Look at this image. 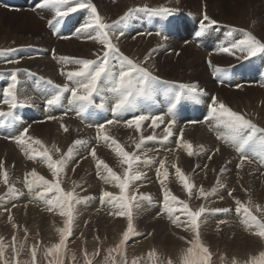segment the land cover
<instances>
[{
    "label": "bare ground",
    "instance_id": "1",
    "mask_svg": "<svg viewBox=\"0 0 264 264\" xmlns=\"http://www.w3.org/2000/svg\"><path fill=\"white\" fill-rule=\"evenodd\" d=\"M109 1L108 2L106 1L104 5L97 4L100 15L105 20V22L109 24L117 20L128 9L134 8V7L147 6L149 8H158V7L163 6V7H168L170 9H173L174 11L181 10L180 8H175L173 6V2H177V0H172L171 3H168V0H118L116 4L112 3L116 0H109ZM146 2H150V4H146ZM164 3H167V6ZM35 12L37 13L39 12L38 15L36 14L30 15V13L28 14L29 16L28 20H31V21L29 22L30 23L29 26L26 25L27 29L37 30V28H39L41 23L43 22L42 19L48 18L44 16L47 14V9L33 11V13ZM203 12H204V9L203 11L199 12L194 17L196 22L199 23L202 20ZM210 14H211V11H210ZM139 15H141V13L138 14V18H139ZM244 16L245 18L244 20L241 19L240 25H233V24L225 23L219 20H216V21H218L219 24L221 25L236 27L235 30L237 33H234L230 27L227 33L231 31L233 35H236L239 39L244 38L245 33L251 32L255 37L259 38V40L262 43H264V31H263L264 30V16L256 17V15H254L251 9H249V12L245 14ZM170 18L171 19L174 18V12ZM184 24L187 25L186 27L188 28L187 29L188 32L190 31L191 28H193L186 22H184ZM135 27L136 29H134L129 34H131V36L136 37L134 39H137V40L140 39L138 42L142 44V46L139 45L141 46V49L138 50L134 46L130 47L129 45H126L125 42H122L119 39L118 40L114 39V42L119 47L121 53L133 59L137 63H143L146 57L145 54L149 52V50H152L155 47H157L158 45L156 44L154 37H153V35L155 34L148 32L147 34L145 33L146 34L145 35L143 34L142 26L138 24ZM149 27H150L149 25H146L145 31L150 30ZM211 33H214V31H209L207 35L203 36L197 42H195L191 38V37H194V35L196 34L195 28L191 34V37L190 35H187L184 29L182 28L179 29L177 34L175 33V35L173 36L174 41L179 39V41H181L185 46L189 47V48L187 47H184V48L189 49L191 52L194 51L195 53L193 52V56L198 58V61H199L198 66L194 65L193 63H190L188 65L189 67L188 70L191 68L190 70L191 74L193 75L199 74V72L203 68V65H204L203 62L204 61L206 62V60L207 61L210 60L211 63L218 60L222 62V64H219L216 61V63L219 65L231 66L233 64V67H238V68H243L244 66H247L246 69L251 71V75L249 76V79L245 81L244 85L246 87H249L250 85L255 84V91L258 93L257 95L263 96L264 92L262 89L264 88V79L261 77V73H262V69L264 68V60H262L261 58L254 59V57L243 59L242 57L245 56L246 53H242V52H236L235 55H233V59H230V57L228 59V57L221 58V56H218L216 58V57L210 56V52L214 50V44L212 43ZM227 33H225L224 35L218 38L214 37L213 35V40L218 41L220 44L224 43L229 46L231 44V41L230 39L226 38ZM1 34L2 32H0V81H2V83H0V95L3 89L6 88L11 83V74L13 71H15L17 75V80L18 81L22 80V82L20 83V86L17 87L18 98L20 101H22V98L30 93L36 96V94H34L32 91L28 93L23 91V88H29L30 85L35 86V82L32 79L34 75L52 77L54 75V72L57 69L60 70V68H63L65 70V73L64 74L61 73L63 74V76L62 77L60 76V79L64 78V81L66 83H70L69 81H67V78H65V76L68 73L67 72L68 68L72 67L73 63H62L61 58L67 57L69 59L72 58V59L96 60L97 54L102 55V52H103L102 45H100L98 42L94 40H90V39L89 41L88 39L86 40V38L84 37V34H81L80 36L76 35L75 38L67 40L66 42H62L60 39L53 40L50 36H48L43 41L44 44L42 42H37L33 44L32 41H28V39L27 40L17 39L15 35H11L9 36V38H3L1 37ZM68 35H72V34L70 33ZM141 35H145V36L139 37ZM62 36H65V35H62ZM239 39H236V41ZM29 40H32V39H29ZM33 47L36 49H39L40 51L38 53L34 52ZM198 49L202 52V54L203 53H206V54L202 56L201 53L197 52ZM52 53L55 55L52 56L51 55ZM44 54H48L49 57L44 56ZM155 58L156 57L154 55L151 56L143 66L149 69L150 68L153 69L154 71H152L151 69L150 70L153 72V74L157 75L161 79H164V80L166 79V80H171L173 82H177L176 79H167L159 72V68H158L157 63L155 62ZM46 59H49L48 62H46ZM173 59H174L173 63L175 64L174 66L175 69H178V70L181 69L182 65H184L182 64L183 60H185L184 57L181 56L180 58H175L174 56ZM10 60H18L19 63H7V61H10ZM191 60L193 59H190V61ZM58 63L60 64L59 66H57ZM26 71H30V75L28 77L26 75ZM54 77L57 78L58 76L54 75ZM241 78H245V77L240 76L236 80L237 82H233V83L232 81L227 80V79H225L224 82L227 84H231V86L236 87V84L241 80ZM183 80L186 81L185 82L186 84H192L194 82H197V81L192 80L189 77H184ZM210 84L213 85L211 89L212 95L210 96V94H208L209 98L206 103L210 102L211 97L217 96L218 99L223 103L225 102V105H227L228 107L233 105L230 98L232 94L234 93L231 90L225 91V96H224L225 98L223 100V96L217 93V89H219L218 88L219 84H215V83L214 84L210 83ZM45 87H48V86H45ZM99 88H100V91L98 92V94L94 95V98L98 97L100 101L105 104V107L108 110L102 111V115H93L90 119V123L94 126V129L96 130V136H97L96 126L98 124L106 123V121L109 119L106 117V115L108 112H111L110 109L116 102V98H117L115 93H112L111 96H108V91L105 89L104 86L99 87ZM243 89L248 90L247 88H243ZM249 89H254V88H249ZM211 90H208V91H211ZM245 93L246 92H244V95ZM49 96H50V92L48 90H43L40 92L39 95H37V97L40 100H44ZM69 96H70L69 93H66L65 98L63 100H68ZM4 99L5 98L0 96V104L1 103L3 104L2 107H0V111L8 112L9 108L3 102ZM165 100L167 101L166 103H165ZM145 101L146 100L137 101L136 106H134L131 110L122 113L119 117L121 121L119 124H124L126 120L131 119L134 115L139 114L141 111L146 112L148 114L155 113V115L164 116L165 120L169 118L172 119V117H169L167 115V110L169 109L173 101L172 97L165 98V95H163V92L158 85H156V95L154 96L153 99H151L152 102L156 103V108L155 109L150 108L146 104ZM70 106L73 107L72 109L76 108L75 105L70 104ZM254 106L256 108V105ZM34 107H36L35 103H33L32 108ZM246 110H247V106H246ZM17 111H18V108L13 110V114L15 115ZM204 111L206 115V110ZM50 112L51 113H49V116L51 115V116L57 117L56 120L48 122V123H52V125L34 124L28 136L34 139H39L45 145V147H47L50 150V154L52 155L53 159L56 160V159H59L62 155L66 154L69 147H72L74 145V141L77 140L76 136L81 132V127L75 121L69 123V121L65 119V116H61V113L57 112V110H53V112L52 111ZM255 114L247 115V118L251 119L254 123L260 126L259 119L258 117L255 116ZM205 115L194 118L191 116L190 113L185 114V113H175L174 112V119L177 123V127H179V129L177 130V133H179L182 129L185 130L184 140L186 143H191L192 146H194L196 149H200L202 147H209L210 153H213V150L216 146V143L214 142V140L207 139V137L203 135L197 129L193 127H188L189 122L194 121V120L197 121L200 118L202 121V118H204ZM29 116H33V117L28 118ZM72 116H75V114H72ZM45 117L46 115L43 113L42 114L43 122H47L49 120L48 118H45ZM27 118L30 120L40 119L41 111L38 110L36 107V109H33L32 113L29 114ZM14 122L15 121L12 119V117H7V118L0 117V123L7 125L6 130L0 129V165H2V167H0V227H3V230H1L2 228H0V238L3 237L4 235L5 236L8 235L10 237V240L13 241L12 238L14 235H19V238L23 237L25 239L24 244L26 245V248H23V250H21V245L19 247L18 245L17 247H15L21 252L22 257H23V260L21 258H18L21 260H20V263L19 262L17 263L18 264H33L32 259H31L32 258L31 250L33 249V247H35L36 244L40 246V247H35L37 250L36 260L39 259L36 262H39L42 259H44L45 255H48L47 254L48 247L44 243L40 242V240L45 239L46 240L45 243L52 244V245L59 243L60 236H59L58 229H63L65 227L67 218L60 216L58 210L49 212L47 210V206L43 203V201H40L34 198L33 192L28 193L27 195L28 199H23V197L18 199L15 196L13 197L12 195H7L9 194V188L12 185L15 187L16 182H22L23 184H25V181L23 180H26V178L31 180L32 177L29 174L33 170H35L39 175L44 176L45 179L51 182H54V177L52 176L51 171L47 168L46 164L28 159L24 151L21 150V147L15 143L14 139H11L12 137L19 136L25 129V127L22 126V124L14 123ZM61 123H64L69 128V132L65 133L60 128ZM179 124H182V125L180 126ZM260 127H264V126L261 125ZM123 129L124 128H121L120 126L116 124H113V125H109V128L106 127L105 132L107 135L113 138L121 147H123L125 151L129 153L135 152L138 155L149 153L151 163L148 165L139 163L135 167L139 172H142L143 170L148 172L149 175L148 173L145 172L148 175V177L146 178H152L154 180L155 169H156V166L159 165L158 161L160 160V156H157L156 154L167 156L169 153L167 152L166 147H171L174 143L176 144V146H178L179 144L175 142L174 140L173 143L163 146L162 144H158L156 142L153 143L151 141L146 140L143 143L141 149H137L136 144L140 142L139 138H140L141 132L137 133L133 129H129V128L126 130H123ZM219 129L220 128H218V130ZM163 130L164 128H161L158 131V133L162 132ZM173 133H174V130H173ZM164 134L165 133H160L159 135H164ZM82 141H85L86 143L84 146L83 145L75 146L74 155H78V157L72 158V160L69 162L65 170V174L62 175L61 177V187L65 191H75V193H77L78 195L87 196V199H88L87 205H84L82 202L75 205L77 209V213H74V222H73L74 225L73 226L79 227L78 231H81L84 227V230L82 231L83 233L86 230V228L98 223L97 219H101V220H103L104 218L108 219L106 222L107 226L105 228H101V231L103 234L102 238L105 237V240H103V242L107 243L110 238L115 239L117 235L120 234L119 233L121 230L120 227L123 228L124 230L127 229V218L111 215L110 212L114 211L112 209V206L108 204L107 202L102 203L101 195L103 191L105 190L110 191L113 194L117 195V193L119 192V189L115 187L114 184L104 183V181L97 176L96 165H97L98 160H103L110 168L113 169V171H115L120 176L123 175V172L125 171V168L127 166L121 164V157L117 156L116 151H115V146H112L110 141L108 143H105L103 140L98 141L96 138H95V141H93L91 139L90 134H84ZM52 145H56V147L60 149V152H56L54 149H52ZM219 146H220L219 152L213 153L215 155L210 160L208 158L199 159L201 162L204 161L205 163H198V164L193 165L189 158L190 156H188L187 152H185L184 150H181V151L179 150L180 153L176 155V157H170L171 158L170 160L172 164H175L176 166L180 167L181 170L184 172V174L189 177L190 182L195 185L193 189H195L196 187L200 189V185L202 184V182L205 183V181H208L210 183L209 189L210 188L216 189L217 195H209L207 198L202 197L201 200H198L200 202L199 205L200 204L205 205L206 208L207 206L212 207V206L217 205V207H215L214 209L227 208L229 205H231V212L229 211L228 213H224V214H220L216 212L212 214V216H218V217H212V216H206L205 218L202 217L203 223H201V226H200L201 241L205 246L209 248L210 252L212 253L213 264H230L229 261L231 260L230 258L232 257L231 256L232 252H236L240 254L242 251L244 252V250H242L243 248H248L246 252H248L247 253L248 255L252 254V256L250 255V257L258 258L259 254L261 252H264V240L252 235L251 231H246L244 229L243 225L240 222L241 216L238 215L235 211L237 205L234 202L235 200L238 199L242 203L247 205L249 201H251L250 207L252 208L253 213L257 215L258 218L264 219V212H257L256 207H255L256 205H259L261 209H264V176H263L264 174L262 173L261 175H257L256 173H253V169H251L247 165L243 166L240 171H237L236 169L233 170V168L235 167H231V166H228L225 169L223 168L224 170L219 169L220 164H225L226 161L230 159V157L227 156V154H230L229 151L226 150V148L223 147L221 144H217V147ZM32 147L36 151H42L39 145L33 144ZM91 147H94L95 149L98 150V152H96L95 159L90 155L89 149ZM245 154L250 156L252 159H255L254 160V163H256L255 165L261 166L262 169H264V163L259 162L260 157L256 156L255 153H253L251 150H246ZM18 157L20 158V160L18 159L19 161L15 162L14 159ZM80 159L84 160V162L81 164L80 163L78 164V161ZM240 163H241V160L237 161L236 163L238 169L240 168L238 167ZM206 164L209 166V168L204 169ZM73 168H75V171L72 170ZM198 170L200 171L198 172ZM5 171L8 173L9 182L7 185H5L3 182V173ZM103 175L107 176V173L104 172ZM155 177L157 178V176ZM216 177H217V180L215 181ZM150 180L148 179L140 180V181H137V183L134 182L132 185H137L138 187L143 185L142 190H145L144 188L148 189L150 187L156 186L155 187L156 189L154 188L155 190H153L152 192H149V194H155L157 192L158 193L164 192L163 188L161 187L160 181L156 182V180L154 181L153 180L150 181ZM157 180L159 179L157 178ZM218 181L223 185V187L218 186ZM165 184H166L167 189H169L167 183ZM169 184L174 190H177V192H179L180 195H185V198H186L187 192L184 191V188L181 183L177 184L171 180ZM25 187H26V184H25ZM22 188L21 190H23ZM206 188L207 187L203 188L205 192H207L208 190ZM147 189L145 191L148 192ZM199 189L198 190L196 189L197 190L195 192L196 194H192V195L194 196L199 195L197 194ZM36 191H42V189H37ZM224 191H225V194L223 195ZM228 191L233 192L232 197L226 196V193L228 195ZM136 192H138V189ZM96 195H100L99 199H94L97 197ZM148 196H151V195H148ZM224 196H226L225 202L219 203L221 200V197H224ZM215 197H217L219 200V201L215 200V202H218L219 204L210 202V199L215 198ZM151 198H152L151 203L148 200L150 204H148L147 202H143L142 200L140 201L141 204H140L139 209L138 210L135 208L133 209V212H134L133 225L135 226L134 216L136 215L145 217V218L148 217V220L150 218V220L153 222V225H156L155 228L157 229L154 237L156 240L158 238V240L160 241V244L159 246H157L156 249L160 250V248L161 249L164 248L166 249L167 256H169L170 258L174 257V253L170 252L168 248L169 249L175 248L176 250V248H179V247H182V248L186 246L191 247L192 245L191 243H189V241L194 240V233L191 231V229L185 230L184 227L178 228L171 223L169 218L166 216L167 213L164 211V199L159 202L160 196L159 198H153V197ZM29 200L39 204L41 207L39 208L33 207ZM4 201H6L7 203H5ZM158 204L160 205L159 207H158ZM11 208H14V211H11ZM33 208L35 209L34 211L32 210ZM4 209H7L6 214H3L2 212V210ZM207 209L209 210L207 212H210V208H207ZM100 213H103V216ZM175 215H180V214L175 213ZM181 217L186 218L182 215L180 216V218ZM231 219L232 220L235 219V220L231 221ZM221 220H225L227 223L220 224L219 221ZM231 223H235V224L233 225ZM19 224H21V226ZM95 227L98 228V226H95ZM159 231L161 233H159ZM178 231H183L187 236L183 235L182 233H178ZM73 234L78 235L79 233L74 231ZM84 235H82V237L74 243L72 247L73 249L71 253H69L68 255H65L62 253V254L53 255L52 257H50V259L52 258L51 261H53L52 264H58L59 261H62V264H63L66 260H71L70 264H85L84 262L85 259L84 260L82 259L81 252L84 246H89L90 240H86ZM134 237L135 236H133L132 239ZM145 237H146L145 235H142L136 238V240L131 239V241L129 240L130 243L128 242L127 245L125 246L124 255L125 254L130 255V258H131L130 261H133V260L137 261V258H134V257H138L139 262L137 263L145 264V262H143V260L141 259L142 257L141 254L144 252H149L151 250V246L146 242ZM70 239H71V236L66 242V247L71 244ZM36 242H40V243H36ZM135 244L137 245V247H134ZM7 245L9 244L7 243ZM220 246L222 247L221 254L218 255V250ZM10 247L6 246L5 256L3 259H0V264H5V262H7V264H12V260L14 261V259L19 257V256L14 255V253L13 254L11 253ZM89 251L91 250L87 249L85 252L87 253ZM105 251H108V250H105ZM251 251L253 252L251 253ZM176 253H178V251ZM101 254L104 255L105 260L107 259V264H123L122 259L119 258L120 257L119 255L116 254L118 258L110 260V258H108L109 257L108 253H105L103 251H101V253L98 255L97 253H95L93 256H90L88 260L91 261V264H105L104 259L98 258L101 256ZM157 255L159 254L157 253ZM166 255L160 254L161 258H159V260L166 261L167 259H169V258H166L167 257ZM221 257L224 258L223 260L225 262L221 260Z\"/></svg>",
    "mask_w": 264,
    "mask_h": 264
},
{
    "label": "snow or ice",
    "instance_id": "2",
    "mask_svg": "<svg viewBox=\"0 0 264 264\" xmlns=\"http://www.w3.org/2000/svg\"><path fill=\"white\" fill-rule=\"evenodd\" d=\"M39 9H47L54 13L56 23L59 24L63 19L72 13H76L79 10H87L89 13L87 21L78 28L77 34L89 33V39H92L103 46L102 55L97 54L96 60L90 59H69L67 57L61 58L62 63H73L78 65V70L70 71L66 74L67 81L64 85H56L52 80H48L47 83L54 89V92L46 98L45 108L46 112H49L54 107L60 105L65 98L66 93H70L68 97V103L75 105L79 115L83 116L89 108H95L101 111L108 110L104 103H94V95L98 94L100 83L106 82L110 87L107 89L116 94V102L111 107L112 119H108L106 123L98 124L96 126L97 136L96 139L103 140L105 143L109 141L115 145V151L117 156L121 157V164L126 165L127 168L123 172V175H118L112 168H110L103 160H98L96 165L97 176L104 181L106 184H114L119 189V194H113L110 191H103L101 195L102 203L107 202L112 206L114 211L110 212L111 215L117 217L127 218V229L122 233V239L115 246V248L109 249V258L111 253L115 252L122 258L123 264H127V259L124 256V248L128 241L135 236L136 230L133 225V209L140 207V200L149 199V197L143 194L137 195L130 191V186L135 181H140L145 175L139 172L135 166L139 163L148 165L151 163L150 158H145L143 161L141 155L137 153H129L124 150L113 138L106 134L105 129L108 125L119 124L120 115L126 111L131 110L136 106L139 100H151L156 95V85H166L165 91L172 97L173 103L167 110V115L172 117L167 122V126L164 128V135L162 139L167 141L169 137L173 136V127L176 123L174 119V109L177 104L185 97L194 100L195 102H201L200 97L205 93L203 90L198 89L196 85L188 84H174L167 80H162L160 77L153 74V72L143 66L151 56V52L145 57L143 63H137L133 59H130L123 53H121L119 47L113 43L112 36H116L118 40L120 36L124 35L123 29L134 19L138 17V14L144 13L151 17L167 18L173 14V9L168 7L149 8L147 6L134 7L128 9L122 16L111 24L106 23L97 7L91 2V0H40L37 5ZM218 21L210 18L206 12L203 14L202 20L199 22L200 33H204L207 30L218 25ZM50 28L53 27V22L48 21ZM95 34L92 35L91 32ZM232 31H235L233 29ZM54 34H59L58 30ZM231 34V32L229 33ZM156 35H161L157 32ZM61 39H68L67 36H59ZM166 39V37H165ZM156 50L153 49L152 52ZM220 53L227 55H235L236 52L246 53L243 59L256 57L264 54V43L258 40L250 33H245V37L239 39L229 46H223L219 49ZM7 63H19L18 60H10ZM211 67V61H208ZM215 73L220 79V83L223 84L226 76H220L222 70L219 67L214 69ZM43 79V78H41ZM17 75L13 71L11 74V83L3 89L4 103L8 106L9 111H0V117H12L13 120L19 119L14 116L13 110L20 107H31L29 100L20 101L17 93ZM209 118L214 121L217 128L226 130V135L218 137L222 139L224 143L234 148L237 153L241 154V163L238 167H242L245 161L252 162V158L245 154L246 150H251L256 156L260 157V163H264V127L258 126L251 119L247 118L246 113H240L232 110L230 107L225 105L223 102L218 101L215 96L211 97L208 104ZM49 120H56L57 117L49 116ZM62 120V118H61ZM150 121L148 127L153 129L159 128L161 124L165 123L164 116L151 115L141 111L139 114L134 115L131 119L125 121L126 126L129 129H133L135 132L140 133L142 126L145 122ZM199 121H191V123H198ZM91 127L92 125H88ZM60 128L65 132H69V128L64 124H60ZM15 143L21 147L28 159L36 161L37 157H40V162L46 164L47 168L51 171L54 177V182H50L45 179L44 176L39 175L33 170L29 175L32 177L31 180L26 178L25 184L30 192L34 193V198L47 206L49 212L57 211L62 217H66L65 227L58 229L60 240L59 243L54 245L53 248L48 250V255L62 254L66 247V242L72 234V226L74 222V211L75 205L82 202V198L78 196L75 191H65L61 187V177L65 174V170L69 162L73 158L74 148L78 145H83L86 142L82 140L74 141V145L69 147L66 154L62 155L59 159L54 160L50 154V150L39 140L28 136V129H24L23 132L16 137H12ZM158 137L153 135L144 136L140 135L139 143L136 144L137 149H141L143 143L147 141H153ZM180 139H183V133L181 130ZM39 145L42 151H36L32 145ZM188 149V156H192V144L186 143ZM52 149L56 152H60V149L56 145H52ZM219 148L215 151L219 152ZM90 155L95 159L96 150L92 148ZM146 157V153H145ZM86 158V157H85ZM211 159V156L208 157ZM2 167V165H0ZM175 168L176 176L179 182L182 184L184 190L188 192L191 198L193 194V188L195 185L190 182L188 176L184 174L180 167L175 164L172 165ZM205 167H207L205 165ZM164 169L163 172L160 170ZM75 171V168L72 169ZM106 172L107 176L103 175ZM162 176V179H161ZM169 173L165 169L164 162L159 163L157 169V178L160 181L161 187L164 190V211L167 213L169 220L176 227H184L185 230L191 229L194 233V240L189 241L191 247L187 248L181 256V264H213L212 253L209 248L205 246L201 241L200 226L203 223L202 217L209 211L205 205H201L198 209L193 210L189 204L185 201L178 200L175 195H172L166 187L165 182L168 180ZM3 182L5 185L8 184V173H3ZM218 186L223 185L218 181ZM36 189H43L42 191H36ZM55 193L54 196L49 194ZM216 189L214 188L211 193L205 192L201 186L199 189V196L197 198H207L209 195H215ZM9 194L12 196L18 195L17 190L14 187L9 188ZM229 196H232V191L228 192ZM223 199V197H221ZM171 202V203H170ZM237 205L235 211L241 216V224L246 231H251V234L264 240V219L258 218L250 207L251 201L246 205L240 200H235ZM257 212H264L259 205H256ZM211 211L217 213H228V208H217ZM179 212L180 215H175ZM184 216L187 219L181 220L180 216ZM220 224L226 223L225 220L219 221ZM183 239V238H182ZM23 245H21V249ZM6 246L0 241V259L5 256ZM13 253L18 255V250L13 247ZM32 262L35 264L36 261V248L33 247L31 250ZM150 258L159 259L155 250L149 253ZM114 259V258H113ZM223 257L221 260L223 261ZM7 264V262H5ZM58 264H62L59 261ZM87 264H91L88 261ZM107 264V259L105 260ZM132 264H137L136 260L132 261ZM159 264H174L171 259L166 261H159ZM231 264H237L235 260ZM249 264H264V252L259 254V257L252 258Z\"/></svg>",
    "mask_w": 264,
    "mask_h": 264
},
{
    "label": "rangeland",
    "instance_id": "3",
    "mask_svg": "<svg viewBox=\"0 0 264 264\" xmlns=\"http://www.w3.org/2000/svg\"><path fill=\"white\" fill-rule=\"evenodd\" d=\"M2 2H3V4L4 5H9V2H8V0H1ZM106 1L108 2L109 0H91V2L97 7V10H98V6H97V4H101V5H104L105 3H106ZM118 0H116V1H114V2H112V3H115L116 4V2H117ZM208 2L209 4H208V7L205 9L206 10V14L211 18H213V19H215V20H219V21H222V22H225V23H230V24H233V25H240V21H241V19H243L244 20V18H245V14H247L248 12H249V9H251L252 11H253V13H254V15H256V17H261V16H264V0H180V1H178L177 0V2H173V6L175 7V8H180L181 10H184V11H186V10H188V9H191V10H193L194 9V11L195 12H192V13H187V14H189V15H191L193 18L199 13V12H201V11H203V9H202V7H201V4H202V2ZM110 2V1H109ZM172 2V0H168V3H171ZM146 4H150V2H146ZM166 6H167V3H164ZM214 7V8H213ZM210 11H211V14H210ZM51 11L50 10H47V14L46 15H44V16H50L52 13H50ZM77 12H79L80 13V18H79V21H78V23L77 24H75V25H70L69 26V28H71L72 29V31L70 32L72 35H71V38L70 39H72V38H75V34L73 33V31L75 30V29H78V28H80L86 21H87V19H88V16H89V13H88V11L87 10H79V11H77ZM98 12H99V10H98ZM39 13V12H38ZM38 13L37 12H35V13H30V15L31 14H36V15H38ZM177 13V12H176ZM28 14L29 13H25V12H17V13H13V12H7V11H4V10H1L0 9V32H2V34H1V37H3V38H9V36H11V35H15V37L17 38V39H21V40H27L28 39V41H32V43L33 44H35V43H37V42H42L43 44H44V40L46 39V37H48V36H50V34L46 31V29H45V26H44V24H43V22L41 23V25H40V27L39 28H37V30H34V29H27V26H29L30 25V21L31 20H28L29 19V16H28ZM212 15V16H211ZM53 17H55V15H54V13H53V15H52V18ZM169 18L171 17V15L170 16H168ZM49 18H51V17H49ZM153 18H158V17H153ZM45 20V19H44ZM43 20V21H44ZM45 21H50V20H45ZM105 21V20H104ZM135 23V24H134ZM134 24V25H133ZM140 25L141 26V21H140V18H136V19H134V20H132L124 29H123V31H124V35L123 36H120L119 37V40L120 41H122V42H125L126 43V45H129L130 47L131 46H134V47H136V49H141V46H142V44L140 43V42H138L139 40H137V39H134V38H136V37H134V36H131V34H129L130 32H132L134 29H136V27L135 26H137V25ZM27 25V26H26ZM48 25V24H47ZM187 25H185L184 23L182 24V29H184V31H185V33L187 34V35H190V37H191V34H192V32L194 31V28H191L190 29V31L188 32L187 31V27H186ZM55 27H56V25H55ZM225 27H228V29H229V27L233 30V29H236V27H232V26H227V25H221V24H219L218 23V25H216V26H214L213 28H211V29H209L210 31H214V33H211V39H212V43L214 44V46H215V44H217V43H219L218 41H215V40H213V35H214V37H216V38H218V37H220V36H222V35H224L225 33H227V31L228 30H225ZM143 28V27H142ZM150 28V30H146L145 31V29L144 30H142L143 31V34H147L148 32H151V33H153V31L155 30V26L154 27H152V26H150L149 27ZM179 29H180V26L179 25H173V27H172V32L171 33H165V34H163V36L162 37H166V39H168V41H169V44L168 45H165V44H161L160 42H159V40H157L155 37H154V35H153V37H154V40H155V42H156V44L158 45L157 47H155L154 49L156 50L155 52H152V50H149V52H147L146 54H145V56H148L149 55V53L151 52L152 54H151V56H155L156 58H155V62L157 63V65H158V68H159V72L164 76V77H166L167 79H176V81L177 82H173V81H171V80H167V81H169V82H171V83H174V84H186L185 82V80H183V78L184 77H189V78H191L192 80H194V81H197V82H194V83H192V84H188V85H196L197 87H198V89H201V90H203V92L205 93L203 96H201L200 97V100H201V102H196V103H198V105H199V107H203L204 108V110H207V107H208V104H209V102L208 103H206L207 102V100H208V94H210V96L212 95V84H210V83H215V82H213V81H211L209 78V76H208V74H207V71H208V69H210V70H214L216 67H219L221 70H224V69H227L228 68V73H229V71H230V69H232V68H234L233 67V64L231 65V66H227V65H219V64H222V62L221 61H218V60H216L219 64H217L216 63V61H214L213 63H211V67L209 66V63H208V61L206 60V62L204 61L203 62V68H202V70L199 72V74H191V72H190V70H191V68L188 70V65L190 64V63H193L194 65H196V66H198V64H199V61H198V58L197 57H195V56H193V52H191L189 49H185L184 47H187V46H185L181 41H179V39H177L176 41H174L173 39H174V35H175V33L177 34V32L179 31ZM214 29V30H213ZM264 31V30H263ZM90 32H91V30H90ZM218 32H221V35H218ZM231 32V31H230ZM234 33H237L236 32V30L235 31H233ZM70 33H68V34H70ZM251 35H253L251 32H249ZM82 34H84V37L86 38V40L88 39V41H89V33H82ZM91 34L92 35H94L95 33L94 32H91ZM142 34V33H141ZM145 34V35H146ZM154 34V33H153ZM78 35V34H77ZM81 34H79V36H80ZM130 35V36H129ZM145 35H141V36H139V37H144ZM254 36V35H253ZM255 37V36H254ZM112 38V41H113V43H115L114 42V39H116V36H112L111 37ZM146 38V37H145ZM192 38V37H191ZM257 38V37H256ZM29 39H32V40H29ZM236 39H239L236 35H233V37L230 39V41H231V43H233V42H235L236 41ZM258 40H259V38H257ZM90 40H92V39H90ZM193 40V39H192ZM62 42H66V41H64V40H61ZM133 41V42H132ZM134 41H135V43H134ZM138 43H137V42ZM133 43V44H132ZM138 44V45H137ZM101 45V44H100ZM139 45H141V46H139ZM139 46V47H138ZM176 46V47H175ZM177 46H179L180 48L181 47H183V53L182 54H178L177 52H175L174 53V51L178 48ZM225 46H228V45H226L225 44ZM35 47V46H34ZM166 47H169V49L168 48H166ZM172 47H174V48H172ZM172 48V49H171ZM179 48V49H180ZM187 48H189V47H187ZM175 49V50H174ZM197 52H199V53H201V55L203 56V55H205L206 53H203L202 54V52L198 49V51ZM170 53V54H169ZM195 53V52H194ZM168 54V55H167ZM44 56H47V57H49V55L48 54H44ZM150 56V57H151ZM175 56V58H180L181 56H183L184 57V59L185 60H183V63L182 64H184V65H182V68L181 69H175V64L173 63V57ZM210 56H212V57H218V56H221V58L222 57H228V59H229V57H230V59H233V55H227V54H225V55H219V54H217L216 53V50H215V48H214V50L212 51V52H210ZM257 58H261L262 60H264V54H261V55H259V56H256V57H254V59H257ZM44 59V58H43ZM70 59H72V58H70ZM131 59V58H130ZM190 59H193V60H191L190 61ZM47 62V61H46ZM47 64V63H46ZM60 64L58 63V65L57 66H59ZM78 68H79V66L78 65H75V64H73L72 65V67H70V68H68V70H67V72H70V71H75V70H78ZM173 68V69H172ZM151 69V68H150ZM58 70V69H57ZM152 71H154L153 69H151ZM60 71L64 74L65 73V70L63 69V68H60ZM228 73H227V75H228ZM63 74H61V77L63 76ZM157 76V75H156ZM221 76V75H220ZM65 78H66V76H65ZM45 79H47L45 82L47 83V81L50 79V80H52L53 82H56V79H58V77L56 78V77H54V75L51 77V76H49V77H47V78H45ZM249 79V77H245V78H241V80L236 84V87H239L240 88V91L239 92H235V86H231V84H227V83H225V84H227V85H229V86H231V88H230V90L234 93V94H232V96H231V102H232V104L233 105H231L230 106V108L232 109V110H236V112H240V113H246L247 115H254L255 113L257 114H255V116L256 117H258V119H259V122H260V126L261 125H263L264 126V95L263 96H260V95H257L258 93L255 91V84H252V85H250L249 87H246L245 85H244V83H245V81L246 80H248ZM59 80H61V83H60V85H64L66 82L64 81V78L63 79H59ZM162 80H164V79H162ZM166 80V79H165ZM219 81H220V79H219ZM22 82V80H19L18 81V84H17V86L18 85H20V83ZM234 81H232V83H233ZM235 82H237V81H235ZM44 84L45 86H47V84ZM210 84V85H209ZM215 84H218V83H215ZM102 86H104L102 83H100V85H98V87H102ZM158 86L160 87V89L162 90V92H163V95H165V89H166V85H163V84H158ZM105 87V89L107 90L108 88L106 87V86H104ZM219 89H217V93L218 94H221V96H223V100H224V96H225V91H228V90H225V89H223V88H221L220 86L218 87ZM243 88H247L248 90H245V89H243ZM249 88H254V89H249ZM211 90V91H208V90ZM207 90V91H206ZM245 90V91H244ZM252 90V91H251ZM108 91V90H107ZM219 91V92H218ZM216 92V91H215ZM244 92H246L245 93V95H244ZM264 92V91H263ZM113 93V92H112ZM252 94V95H251ZM234 95V96H233ZM33 96V94H27L25 97H23L22 98V101H25V100H28L29 98H31ZM217 97V96H216ZM232 97H234V98H232ZM248 97H249V99H248ZM254 97V98H253ZM165 98H166V96H165ZM237 98V99H236ZM241 98V99H240ZM262 98V99H261ZM250 99H251V101H250ZM256 99V100H255ZM260 99V100H259ZM40 100V99H39ZM182 100H184V101H188V100H192V99H190V98H188V96L187 95H185V97L182 99ZM217 100L218 101H220L219 99H218V97H217ZM253 100V101H252ZM247 101V102H246ZM167 101L165 100V103H166ZM238 102V103H237ZM246 102V103H245ZM235 103V104H234ZM239 103H240V105H239ZM259 103V104H258ZM37 104L38 103H35V105H36V107H37ZM224 104H225V102H224ZM243 104V105H242ZM249 105H250V107H249ZM254 105H256V108H255V106ZM246 106H247V110H246ZM36 107H34L33 109H36ZM236 108V109H235ZM254 108V109H253ZM37 109L38 110H40L41 111V118L40 119H33V120H30V119H28V118H31V117H33V116H29L28 118L26 117V119H27V123L26 124H22V126H24L25 127V129L27 128V125L28 124H32V125H34V124H41V123H39L38 121H40V120H42V114H43V110L42 109H39L38 107H37ZM239 110V111H238ZM249 110H251V111H249ZM249 111V112H248ZM260 113H259V112ZM263 111V112H262ZM52 112H53V110H52ZM51 113V112H50ZM254 113V114H253ZM204 118H206V115H205V117ZM203 119V118H202ZM197 121H200V123L199 124H202L201 123V118L199 119V120H197ZM44 124H47V125H52V123H47V122H43L41 125H44ZM116 125H118V126H120L121 128H124L123 130H126V129H128L127 128V126H126V124L124 123V124H116ZM180 126L182 125V124H179ZM188 127H192V123L191 122H189L188 123ZM203 127H204V130H202V131H200L203 135H205L206 137H207V139H210V140H214V142L216 143V144H221L223 147H225L226 148V150H228L229 151V153H236L235 152V150H234V148H232V147H230L229 145H227L226 143H224V141L222 140V139H218V137H220V136H225L226 135V130H224V129H219L218 130V128L215 126V123H214V121H210V122H208L207 124H205V125H203ZM170 139H172L171 137H170ZM3 141H5V140H3ZM5 142H7V141H5ZM35 145V144H34ZM112 146H115V145H113L112 144ZM109 147H111V146H109ZM92 148H94V147H91L90 149H89V151H91V149ZM177 148L179 149V147L177 146ZM180 150H184L185 152H188V149L186 150L185 148H180ZM199 151L201 152L200 154L198 153V152H193L194 153V155H192V156H190L189 158H190V160H191V162H192V164L194 165V164H198V163H205L204 161L203 162H201L199 159L200 158H203V159H206V158H208L209 156H211V158L214 156V154L213 153H210V148L209 147H202V148H200L199 149ZM96 152H97V150H96ZM67 153V152H66ZM172 154L176 157V155H178L179 153H177V151H172ZM202 154H204V155H202ZM236 154H238V158L237 159H233V158H231L230 157V159L229 160H227L226 161V163H225V165L228 167V166H231V167H235V168H233V170H237V171H240L241 169H242V167L243 166H245V165H247V166H249L251 169H253V173H256L257 175H261L262 173L264 174V169H262V167L261 166H257V165H254V166H252L253 164H254V160L255 159H252V162L251 163H249L248 161H245L244 162V164H243V166L242 167H240L239 169L237 168V161H239V160H241V154L240 153H236ZM17 155V154H16ZM156 155H158V154H156ZM202 155V156H201ZM173 156V157H174ZM208 156V157H207ZM248 156V155H247ZM146 157H148V155L146 156ZM250 157V156H249ZM251 158V157H250ZM20 160V158L18 157V158H15L14 159V161L15 162H18L19 160ZM166 158H163L162 156L160 157V160L158 161V164L161 162V161H163V160H165ZM144 159H142V161H143ZM167 160V159H166ZM165 160V161H166ZM36 161L37 162H40V159L37 157V159H36ZM197 161V162H196ZM42 163V162H41ZM79 163L81 164V163H83V161L81 160V161H79ZM141 164H142V162H141ZM144 164V163H143ZM171 167H170V169H173L174 167H172V165H170ZM206 166H208L207 164H206ZM220 167H222V166H220ZM207 168H209V166L208 167H205V169H207ZM222 169H223V167H222ZM225 169V168H224ZM201 170V169H200ZM200 170H198V172L200 171ZM174 172L171 174L169 171H168V173H169V176L170 177H172V179H170V181L172 180V181H174V183H177V184H179L180 182H179V180H178V178L176 177V172H175V170H173ZM144 172V174H145V176H143L142 177V179L141 180H146V179H148V180H150V181H152L153 179L152 178H146V177H148V175H149V173L148 172H146V171H142L141 173H143ZM148 173V175L146 174V173ZM225 175H226V173H225ZM155 176V175H154ZM264 176V175H263ZM150 177H152V176H150ZM144 178V179H143ZM29 180V179H28ZM154 180H156V182H158L159 180H157V178L155 177L154 178ZM153 180V181H154ZM217 180V177H216V179H215V181ZM23 181H25V180H23ZM135 183H137V181H135ZM19 186V188L21 189L22 187V191H26L27 193H24L25 195L23 196V199H28V197H27V195H28V193H30V191H29V189H28V187H25V184H21V182H16V186ZM206 185V186H205ZM209 185H210V183L208 182V181H205V183L204 182H202V184L200 185V187L202 186L203 188H205V187H207L206 189H208L207 190V192L208 193H211L212 192V188H210L209 189ZM15 186V187H16ZM12 187V186H11ZM136 187H137V189H138V192H136L137 191V189H136ZM147 187V186H146ZM156 186H154V187H150V188H144L145 190L147 189L148 190V192H150V191H153V190H155L156 188H155ZM140 188V189H139ZM152 188V189H151ZM155 188V189H154ZM168 190H169V192L172 194V195H175L177 198H178V200H181V201H185V202H187L189 205H190V208H194L195 210L196 209H198L199 208V206H201V204L199 205V201L198 200H201L202 199V197L201 198H197V196H199V195H196V196H194V195H192L191 196V198L189 197V194H188V192L186 193V198H185V195H180L179 194V192H177V190H174L171 186H170V184L168 185ZM133 189V190H132ZM143 189V185L142 186H137V185H131L130 186V191H132V192H134V193H136L138 196H139V193H140V195L141 194H143L144 196H148V195H151V196H148L149 197V199H145V200H143V202H147L148 204H150L151 202H152V198L151 197H153V198H159V196H160V200H159V202L160 201H162L163 199H164V195H165V193L164 192H157V193H155V194H149L147 191H145V190H142ZM199 189L198 187H196L195 189H193V194H196L195 192L197 191V190ZM37 190V189H36ZM43 190V189H42ZM175 193H174V192ZM185 191V190H184ZM146 192V193H145ZM199 192V191H198ZM197 192V194H199ZM229 192V191H228ZM148 193V194H147ZM119 194V192L117 193V195ZM145 194H147V195H145ZM225 194V191H224V193H223V195ZM232 194H233V192H232ZM7 195H10V194H7ZM50 196H54V193H51V194H49ZM215 195H217L216 193H215ZM78 196H80V198H83L82 199V203L84 204V205H87V203H88V199H87V196H85V195H78ZM84 196V197H83ZM97 197L96 198H94V199H99V197H100V195H96ZM226 196H229V195H227V193H226ZM226 196H224L223 197V199H221L220 200V202L219 203H224L225 202V198H226ZM14 197V196H13ZM229 197H232V196H229ZM11 198H12V196H11ZM85 198V199H84ZM8 199H10V198H8ZM19 199V198H18ZM187 201H186V200ZM192 201H191V200ZM147 200V201H146ZM150 201V203H149V201ZM215 200L216 201H219L218 200V198L217 197H215V198H212V199H210V202L211 203H215V204H219L218 202H215ZM30 201V200H29ZM140 201H142V200H140ZM139 201V202H140ZM5 203H7L6 201H4ZM198 202V203H197ZM30 203L32 204V206L33 207H36V208H39V207H41L39 204H37V203H35V202H32V201H30ZM191 203V204H190ZM235 203V202H234ZM140 204H141V202H140ZM160 205L158 204V207H159ZM194 206V207H193ZM216 207H217V205H216ZM207 208H210V206H207ZM231 207H229V209H230ZM135 209H139V208H135ZM193 209V210H194ZM33 211L35 210L34 208L32 209ZM11 211H14V208H11ZM140 211V210H139ZM2 212H3V214H6L7 213V209H4V210H2ZM74 213H77V209H76V206H75V211H74ZM213 213H216V212H213ZM213 213H210V212H207V213H205V216H204V218L206 217V216H212V214ZM222 213V212H221ZM102 216H103V213H100ZM176 214H180L179 212H177ZM223 214V213H222ZM82 216H84V215H82ZM167 217H168V215H166ZM97 217V216H96ZM212 217H218V216H212ZM107 220L108 219H106V218H104L103 220H101V219H97V222L98 223H96V224H94V225H92V226H90V227H88V228H86V230L82 233V231L84 230V227H83V229L81 230V231H78L79 230V227H76V226H72V234H71V239H70V245L69 246H67L64 250H63V254H65V255H68L69 253H71V251H72V247H73V245H74V243L77 241V240H79L81 237H82V235H84L85 236V238H86V240H90L89 241V246H84V248L82 249V252H81V256H82V259L84 260L85 259V264H87V262L89 261L88 260V258H90V256H93L95 253H97V255L98 254H100L101 253V251H103V252H105V253H108V256H109V249H112V248H115V246L119 243V241L122 239V234L121 233H123L125 230L123 229V228H121L120 227V234H118L117 235V237L115 238V239H109V241L107 242V243H104L103 242V240H105V237L104 238H102V231H101V228H105L106 226H107ZM181 220L183 221V220H186V218H183V217H181ZM235 219H231V221H234ZM134 221H135V226H134V228H135V230H136V235H135V237L132 239V240H136V238H138L139 236H142V235H145L146 237V242L151 246V250L149 251V252H144V253H142L141 254V259L143 260V262H145V264H146V262H147V264H154V263H156V264H159V261H165V260H157V259H155V258H150L149 257V253L150 252H152L153 250H155V252H157L159 255H158V258H161V256H160V254H164V255H166V249H164V248H160V250H158V249H156L157 248V246H159V244H160V241L158 240V238H157V240L155 239V237H154V235H155V232H156V228H155V226L156 225H153V222L150 220V218H149V220H148V217H141V216H138V215H136V216H134ZM18 223V222H17ZM151 223V224H150ZM227 223V222H226ZM231 224H235V223H231ZM20 226H21V224H19ZM73 225H74V223H73ZM16 226H17V224H16ZM95 226H98V228H96ZM149 226H151V227H149ZM154 226V227H153ZM221 226H223V225H221ZM95 227V228H94ZM0 228H2L1 230H3V227H0ZM20 228V227H19ZM94 228V229H93ZM119 229V228H118ZM153 230V231H152ZM74 231H76V232H78L79 234L78 235H75V234H73V232ZM123 231V232H122ZM154 232V233H153ZM159 233H161L160 231H159ZM178 233H182L183 235H185V236H187L183 231H178ZM18 234H19V232H18ZM150 234V235H149ZM7 235V234H6ZM148 235V236H147ZM21 236V235H20ZM18 239H17V238ZM119 237V238H118ZM151 237V238H150ZM4 239V240H3ZM21 239V240H20ZM131 239H130V241H131ZM12 240L13 241H11L10 240V237L7 235V236H3V237H1L0 238V241H2L3 242V244L5 245V246H11L10 247V250H11V253L13 254V248L12 247H17V245H18V247L20 246V245H24V247L23 248H26V245L24 244L25 242V239L23 238V237H20L19 238V235H14L13 236V238H12ZM16 240H18V241H16ZM150 240V241H149ZM224 240V239H223ZM130 241H128L129 243H130ZM189 241V240H188ZM40 242H42V243H44L49 249H51V248H53L54 246L53 245H56V244H48V243H45L46 242V240L45 239H42V240H40ZM40 242H36V243H40ZM7 243L9 244V245H7ZM18 243H20V244H18ZM23 243V244H22ZM151 243V244H150ZM153 245V246H152ZM130 246V245H129ZM128 246V247H129ZM166 246V245H165ZM35 247H40V246H38L37 244L35 245ZM90 247V248H89ZM134 247H137V245L135 244L134 245ZM23 248L21 249V250H23ZM47 248V250H49ZM187 248H189V247H184V248H182V247H179V248H176V250H175V248H171V249H169L168 248V250L170 251V252H172V253H174V257H169V256H167L166 258H169V259H171L173 262H175V264L176 263H178V264H181V256H182V254H183V251H185ZM221 246H220V248H219V250H218V255L219 254H221ZM87 249H90L91 251H89V252H85ZM153 249V250H152ZM247 249L248 248H243L242 250H244V252L242 251L240 254H238V253H236V252H232V257L230 258L231 260L229 261V263L231 264V262L233 261V260H235L236 262H238V264H249V262L251 261V259L253 258V257H250V255L252 256V254H247L248 252H246L247 251ZM18 250V249H17ZM105 250H108V251H105ZM133 250H135V249H133ZM164 250V251H163ZM37 251V250H36ZM159 251V252H158ZM163 251V252H162ZM178 251V253H176ZM223 251V250H222ZM235 251V250H234ZM161 252V253H160ZM253 251H251V253H252ZM18 255H16V254H14V255H16V256H19V257H17L16 259H14V261L12 260V264H16L17 262H19L20 263V260L22 259L23 260V257H22V254H21V252L18 250ZM176 253V254H175ZM238 254V255H237ZM13 255V256H14ZM84 255V256H83ZM49 256V257H48ZM53 255H45V257H44V259H42L41 261H39V262H36V261H38L39 259H37L36 261H35V263L36 264H52L53 263V261H51V259H50V257H52ZM125 257H126V259H127V264H132V261H130V255H128V254H125L124 255ZM47 257V258H46ZM84 257V258H83ZM143 257H144V259H143ZM18 258H21V259H18ZM46 258V259H45ZM98 258H102V259H104L105 260V258H104V255H102L101 254V256L100 257H98ZM109 258V257H108ZM115 259V258H118L117 257V255H116V253L115 252H112L111 253V258H110V260L111 259ZM120 259H122L121 257H119ZM134 258H137V262H139V258L138 257H134ZM32 259V258H31ZM176 259V260H175ZM180 261H179V260ZM242 259H244V260H242ZM50 260V261H49ZM92 260V259H91ZM178 260V261H177ZM152 261V262H151ZM245 261V262H244ZM41 262V263H40ZM151 262V263H150ZM223 262H225L224 260H223ZM71 263V260H66L63 264H70ZM120 263H122V262H120ZM18 264V263H17ZM137 264H139V263H137Z\"/></svg>",
    "mask_w": 264,
    "mask_h": 264
}]
</instances>
